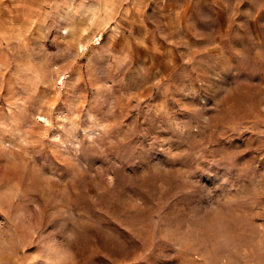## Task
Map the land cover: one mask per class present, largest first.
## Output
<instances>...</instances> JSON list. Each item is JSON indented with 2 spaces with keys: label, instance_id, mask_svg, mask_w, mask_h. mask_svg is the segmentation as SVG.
Wrapping results in <instances>:
<instances>
[{
  "label": "rangeland",
  "instance_id": "rangeland-1",
  "mask_svg": "<svg viewBox=\"0 0 264 264\" xmlns=\"http://www.w3.org/2000/svg\"><path fill=\"white\" fill-rule=\"evenodd\" d=\"M171 1L0 0V264H264V0Z\"/></svg>",
  "mask_w": 264,
  "mask_h": 264
},
{
  "label": "crops",
  "instance_id": "crops-1",
  "mask_svg": "<svg viewBox=\"0 0 264 264\" xmlns=\"http://www.w3.org/2000/svg\"><path fill=\"white\" fill-rule=\"evenodd\" d=\"M10 7L12 12H19L25 24L34 23L40 30H44L47 36H51L50 31L55 29V20L59 14H70L76 21H84L90 19L92 14L96 13L101 16V19L107 21V26H111L112 21L111 13L120 14L117 21L123 24H129L130 14H143V22H149L156 14L167 13L172 9L171 0H4ZM155 22V21H154ZM145 25V24H144ZM72 28L73 25H71ZM149 27V26H148ZM74 30H77L75 28ZM58 32V31H57ZM54 33L53 36H56ZM71 47L62 50V56H75ZM74 48V47H73ZM105 53V57H110V48L107 41L103 46L97 47L91 54L89 60L90 66L96 65L95 57ZM111 58V57H110ZM76 73L78 70L76 69ZM77 76H80L77 74Z\"/></svg>",
  "mask_w": 264,
  "mask_h": 264
},
{
  "label": "built area",
  "instance_id": "built-area-1",
  "mask_svg": "<svg viewBox=\"0 0 264 264\" xmlns=\"http://www.w3.org/2000/svg\"><path fill=\"white\" fill-rule=\"evenodd\" d=\"M95 43H96V45L100 44L99 40H97V39H96Z\"/></svg>",
  "mask_w": 264,
  "mask_h": 264
}]
</instances>
